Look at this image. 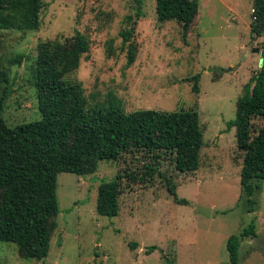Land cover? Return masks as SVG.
Returning <instances> with one entry per match:
<instances>
[{"label": "rangeland", "instance_id": "1", "mask_svg": "<svg viewBox=\"0 0 264 264\" xmlns=\"http://www.w3.org/2000/svg\"><path fill=\"white\" fill-rule=\"evenodd\" d=\"M44 0L39 30H6L1 34L0 64L11 78L4 119L14 128L41 119L34 85L37 47L65 42L83 34L91 50L66 79L83 86L88 109L116 98L126 112L179 111L197 108L204 131L201 167L191 174L173 173L176 203L162 179L146 183L124 180L116 217L97 212L99 188L125 169L140 170L142 161L126 155L102 161L98 171L58 176V228L44 261L25 260L15 244H0V264H229L227 241L255 220L256 238H245L238 264H264V181L249 212L242 194L244 154L237 128V101L260 69L253 38L250 0H201L200 12L184 38L176 21H159L157 0ZM133 30L138 50L127 66L122 33ZM112 43L114 52L109 54ZM221 72L220 76H216ZM200 75L199 95L186 78ZM260 119L254 120L256 127ZM131 244H137L132 248ZM151 247H156L150 252Z\"/></svg>", "mask_w": 264, "mask_h": 264}, {"label": "trees", "instance_id": "2", "mask_svg": "<svg viewBox=\"0 0 264 264\" xmlns=\"http://www.w3.org/2000/svg\"><path fill=\"white\" fill-rule=\"evenodd\" d=\"M138 3L134 26L143 16ZM201 0H157L159 21L176 20L188 36L200 12ZM253 5L251 34L264 35V0H250ZM44 0H0V41L6 30H34L41 27ZM127 46V66L131 67L138 50L133 30L122 33ZM91 46L86 37L41 42L37 47L34 85L37 89L41 119L14 128L4 119L5 100L11 78L0 64V244H15L21 258L44 261L58 228V176H79L98 171L102 161L117 162L126 155L142 161L140 170L125 169L99 188L97 212L116 217L124 180L146 183L157 177L163 180L176 203L180 199L174 175L162 169L167 162L173 173L191 174L201 167L204 131L197 108L167 112L138 110L126 112L122 104L109 97L107 104L88 109L83 86L66 79L80 67ZM110 55L113 44L108 46ZM264 50V49H263ZM221 72L216 76H220ZM201 76L184 81L193 83L199 95ZM260 119L262 124L254 125ZM237 128L238 149L244 154L241 172L242 194L253 213L255 195L264 181V66L245 87L237 101V115L228 128ZM255 220L239 235L227 241L229 264H238L245 238L257 237ZM132 248L137 244H131ZM156 247H151L154 252Z\"/></svg>", "mask_w": 264, "mask_h": 264}, {"label": "water", "instance_id": "3", "mask_svg": "<svg viewBox=\"0 0 264 264\" xmlns=\"http://www.w3.org/2000/svg\"><path fill=\"white\" fill-rule=\"evenodd\" d=\"M255 53L260 56V69L264 66V50L260 48L255 49Z\"/></svg>", "mask_w": 264, "mask_h": 264}]
</instances>
